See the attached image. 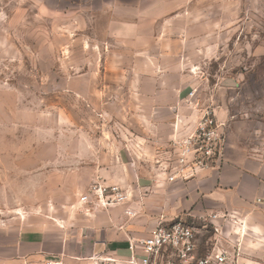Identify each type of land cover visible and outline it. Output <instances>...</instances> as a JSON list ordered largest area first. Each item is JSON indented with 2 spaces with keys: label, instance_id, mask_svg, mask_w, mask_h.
<instances>
[{
  "label": "rangeland",
  "instance_id": "rangeland-1",
  "mask_svg": "<svg viewBox=\"0 0 264 264\" xmlns=\"http://www.w3.org/2000/svg\"><path fill=\"white\" fill-rule=\"evenodd\" d=\"M115 17L147 33L169 89L195 92L192 112L214 111L226 142L264 159V0H0V257L9 262L19 231L65 233L97 209L94 186L126 177L115 153L140 122L128 109L143 48L108 36L127 31ZM182 222L197 258L223 251L231 264H264V242L242 222Z\"/></svg>",
  "mask_w": 264,
  "mask_h": 264
},
{
  "label": "crops",
  "instance_id": "crops-1",
  "mask_svg": "<svg viewBox=\"0 0 264 264\" xmlns=\"http://www.w3.org/2000/svg\"><path fill=\"white\" fill-rule=\"evenodd\" d=\"M132 17H116L114 26L127 24L126 32L108 34L113 39H139L137 54L138 86L130 91L133 102L128 111L140 122L137 132L119 142L115 161L119 171L112 186H119L127 200L111 207L88 211L79 224L65 233L56 230H21L17 235L14 261L0 257V264H19V259L37 260L43 256L89 257L112 254L130 256L129 243H138L162 220L172 222L186 217L223 216L242 222L264 242V159L227 140L225 161L219 170L201 173L196 179L168 181V170L160 166L163 149L179 131L192 127L197 118L189 91L169 89L166 73L147 56V33L139 32ZM180 71L179 64L175 69ZM150 88L142 89L140 82ZM191 92V91H190ZM196 99V98H195ZM194 99V100H195ZM166 166V164H164Z\"/></svg>",
  "mask_w": 264,
  "mask_h": 264
},
{
  "label": "built area",
  "instance_id": "built-area-1",
  "mask_svg": "<svg viewBox=\"0 0 264 264\" xmlns=\"http://www.w3.org/2000/svg\"><path fill=\"white\" fill-rule=\"evenodd\" d=\"M195 99V92L188 94ZM192 127L179 131L164 147L160 158L162 169L168 170V181L196 179L201 173L219 170L225 161L226 136L224 124L214 111L201 109ZM166 164V166H164ZM98 207H111L127 200L119 186L93 187ZM214 222L215 216L209 217ZM130 256L122 259L112 254L89 257L43 256L37 260L19 259V264H231L223 251L197 258L194 229L182 220L160 221L148 236L138 243L130 242Z\"/></svg>",
  "mask_w": 264,
  "mask_h": 264
}]
</instances>
